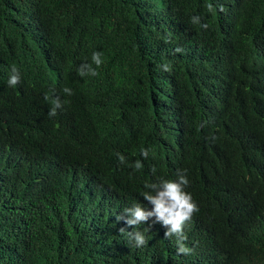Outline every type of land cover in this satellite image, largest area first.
I'll return each mask as SVG.
<instances>
[{
    "label": "trees",
    "instance_id": "trees-1",
    "mask_svg": "<svg viewBox=\"0 0 264 264\" xmlns=\"http://www.w3.org/2000/svg\"><path fill=\"white\" fill-rule=\"evenodd\" d=\"M177 170L188 254L117 220ZM0 264H264V0H0Z\"/></svg>",
    "mask_w": 264,
    "mask_h": 264
},
{
    "label": "clouds",
    "instance_id": "clouds-1",
    "mask_svg": "<svg viewBox=\"0 0 264 264\" xmlns=\"http://www.w3.org/2000/svg\"><path fill=\"white\" fill-rule=\"evenodd\" d=\"M193 23H199L198 17L192 18ZM207 28V24L202 25ZM176 51H182L177 49ZM102 53L94 51L91 56V63L84 62L77 68V73L81 77L86 75L97 76V69L103 63L101 59ZM95 65L93 67L92 65ZM164 70H169L168 65H164ZM19 70L13 66L11 74L7 81L8 85L15 87L20 83ZM62 92L67 95H72V90L64 87ZM45 100L51 102L52 107L48 112V116L52 117L57 114V109L62 107V102L59 97L50 98L45 94ZM117 158L121 164L126 163V158L123 154L117 153ZM141 155L147 159L149 155L148 149H142ZM131 167L136 170H141L143 164L140 160H136ZM152 173H156L155 166L151 169ZM186 170H177L176 179L158 178L154 182L145 183V191L141 193L144 199L151 205V209H146L140 202H134L131 205H122L117 210H120V215L117 220H124L129 226L144 225L146 222L151 223V218L154 219V224L159 227L164 226L166 231L164 237L171 239L176 237L177 252L180 254H188V249L184 241L187 239L184 232L185 226L190 222L192 216L199 211L198 206L192 198L190 192L186 191L189 181L186 176ZM151 227V226H149ZM121 232L124 228L120 229ZM129 238L134 242L135 247H142L148 243L145 235L141 231L128 232Z\"/></svg>",
    "mask_w": 264,
    "mask_h": 264
}]
</instances>
